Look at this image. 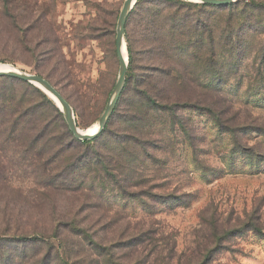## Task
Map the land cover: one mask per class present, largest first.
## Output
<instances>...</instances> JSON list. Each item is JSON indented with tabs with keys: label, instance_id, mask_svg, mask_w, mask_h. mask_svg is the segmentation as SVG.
<instances>
[{
	"label": "rangeland",
	"instance_id": "1",
	"mask_svg": "<svg viewBox=\"0 0 264 264\" xmlns=\"http://www.w3.org/2000/svg\"><path fill=\"white\" fill-rule=\"evenodd\" d=\"M124 2L0 0V64L47 80L78 127L92 128L117 86ZM164 2L144 0L126 27L135 51L127 79L152 81V68L165 63L151 52L157 44L145 30L149 9ZM234 4V43L240 41L233 55L220 51L203 65V90L169 86L171 96L200 93L202 104L180 110L174 125L169 114V124L155 126L124 189L63 190L54 155L70 144L64 114L37 86L61 115L40 94L0 81V93L11 99L30 93L33 103H44L37 110L43 122L30 124L0 98V264H264V0ZM197 11L184 9L176 18L192 23L209 14ZM193 41L180 39L177 47ZM166 65L177 67L173 59ZM139 91L140 85L124 88L106 141L127 133L129 122L120 119L134 112ZM29 131L37 137L25 136Z\"/></svg>",
	"mask_w": 264,
	"mask_h": 264
},
{
	"label": "trees",
	"instance_id": "2",
	"mask_svg": "<svg viewBox=\"0 0 264 264\" xmlns=\"http://www.w3.org/2000/svg\"><path fill=\"white\" fill-rule=\"evenodd\" d=\"M144 0H138L135 8L127 19L126 27L135 21V18L140 16L138 8ZM175 1L165 0L164 3L149 9L151 19L146 25L145 30L149 35L153 34L155 45L151 48V52L163 58L162 66L153 67L151 76L143 80L141 83L134 78L127 79L125 91L132 92L134 86H141L138 96L139 102L134 107V112L123 117L120 121L129 122L125 133L116 132L109 141L105 140L108 136V127L112 118L103 132L94 140L79 141L68 128L70 134V144L63 143L58 148L54 158H59L60 170L56 178L61 182L60 187L66 191H78L86 189L94 191L97 187L104 185L121 186L125 188L122 181H127L134 174L135 165L139 163L140 158L146 153V148L149 145L150 137L156 132V125L169 124V114L172 116V125H174L178 113L182 109H194L202 104V95L193 94L192 96L168 95L169 86L173 83L180 86H189L193 88H201L202 75L208 71L204 70L206 63L215 62L218 58V53L221 51L228 55L229 58L233 55V48L239 44L235 41V13L239 10V6L231 3L228 5H208V4H180L173 5ZM184 9H197V13L208 11L209 14H204L192 23H187L188 19L182 18L178 20L176 16ZM169 13V16H168ZM227 14V15H226ZM214 16L215 20L211 21L210 17ZM135 29L131 30L134 33ZM195 40L189 43L187 47H177V41L180 39ZM165 39H169L166 43ZM128 51L130 54L129 66H132L135 61V51L133 48L132 34L127 33ZM227 50L226 52H224ZM175 60L177 67H166V62ZM178 60V61H176ZM6 81L15 88V91L29 90L40 94L43 102L54 107L57 114L61 115L59 109L48 99L47 95L34 85L10 78L1 77L0 81ZM160 87V89L158 88ZM123 94V93H122ZM32 94L24 93L21 96L12 98L10 95L1 92L2 103L11 104L13 106V114L18 113L19 117L26 116L28 123L36 124L43 122L41 116H38L37 110L44 103H33L30 99ZM122 96V95H121ZM123 99L120 97L116 109L122 104ZM6 104H3L5 106ZM135 105V102L132 103ZM115 109V110H116ZM13 114H10L12 118ZM48 123L44 122V126ZM48 127V126H47ZM21 133L20 135H24ZM9 135L17 138L20 135H14L10 131ZM37 137L32 131H29L25 136ZM49 134L46 135L48 137ZM63 139V137H61ZM61 141V140H60ZM153 143V141H152ZM93 144H99V148L92 150ZM81 148V150L79 149ZM75 149V151L73 150ZM105 150V152H104ZM108 150V152H106ZM108 153V155H106ZM141 181V180H139ZM124 194V193H123Z\"/></svg>",
	"mask_w": 264,
	"mask_h": 264
},
{
	"label": "water",
	"instance_id": "3",
	"mask_svg": "<svg viewBox=\"0 0 264 264\" xmlns=\"http://www.w3.org/2000/svg\"><path fill=\"white\" fill-rule=\"evenodd\" d=\"M192 2L196 3H202V4H208V5H228L231 3H234L235 0H190ZM138 0H125L120 17H119V25L117 28V35H116V49L117 53L119 56L120 60V73H119V78L117 81V86L115 89V92L109 101L106 109L103 111L101 117L99 118L97 122V131L93 134H88L83 132L81 130L76 121L75 117L73 114V111L69 105L65 101V99L60 95V93L45 79H43L40 76L33 75V74H27L22 71L18 70H12L9 72H0V78L1 77H10L14 79H18L30 84H33L43 90L50 98H53L52 100L57 104V106L60 108L62 113L64 114L66 123L68 125V128L70 132L73 134V136L79 140V141H89V140H94L96 139L105 129L109 118L111 117L114 109L116 108L119 99L123 93V90L125 88L126 84V75L128 72V51H127V60L125 61L122 56V48L123 45H125V49L127 50V44H126V24H127V19L129 15L132 13L133 9L135 8ZM16 69V68H14ZM63 106L60 107L59 104Z\"/></svg>",
	"mask_w": 264,
	"mask_h": 264
},
{
	"label": "bare ground",
	"instance_id": "4",
	"mask_svg": "<svg viewBox=\"0 0 264 264\" xmlns=\"http://www.w3.org/2000/svg\"><path fill=\"white\" fill-rule=\"evenodd\" d=\"M122 56H123V59L126 61L127 60V50L125 49V45H123V48H122ZM14 68L15 67H13L11 65L0 64V72H9V71H12V70H18V69H14ZM51 99H53V98H51ZM56 102L58 103V101H56ZM59 106L63 108L62 105L59 104ZM97 128H98V126L96 124L92 128H89L87 130H83V132L88 133V134H93V133H95L97 131Z\"/></svg>",
	"mask_w": 264,
	"mask_h": 264
}]
</instances>
